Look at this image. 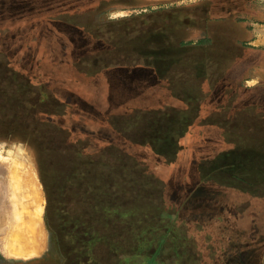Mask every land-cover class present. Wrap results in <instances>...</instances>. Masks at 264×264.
<instances>
[{
	"label": "rangeland",
	"instance_id": "1",
	"mask_svg": "<svg viewBox=\"0 0 264 264\" xmlns=\"http://www.w3.org/2000/svg\"><path fill=\"white\" fill-rule=\"evenodd\" d=\"M39 86L50 105L29 108ZM79 92L85 108L64 103ZM32 130L82 154L92 248L64 192L81 166L67 156L44 169L61 247L46 227ZM114 163L129 214L117 235L97 213ZM28 177L41 249L21 256L10 237ZM0 219V264H142L155 251L158 264H264V0H0Z\"/></svg>",
	"mask_w": 264,
	"mask_h": 264
},
{
	"label": "trees",
	"instance_id": "2",
	"mask_svg": "<svg viewBox=\"0 0 264 264\" xmlns=\"http://www.w3.org/2000/svg\"><path fill=\"white\" fill-rule=\"evenodd\" d=\"M76 1V0H75ZM76 3L73 5L75 7ZM90 6V5H89ZM88 5L82 4L81 6L77 5L76 9L80 12L84 8H91ZM92 6V5H91ZM28 77L30 78V75L23 76L21 81L17 80H12L10 84H8V87L11 88L12 93L8 94L11 97V94H20V91L23 90V88H26V84L29 83ZM42 86H39L38 88L31 89L32 93L27 96V101L30 103V107L36 108L37 106H46L50 99L51 96L45 92ZM63 101L65 104L68 106H72L75 108H85L88 104H90L91 100L88 97H82V94L79 92L78 95L73 93V96L71 98H68L67 96H63ZM50 105V103H49ZM30 131L26 134L27 138L25 140V144H27L36 159V164H37V169H38V174H39V179L40 182L43 186L45 198H46V208H45V224L46 227L51 231V233L56 237L57 242L59 247L60 245V233L59 230L56 229V226L53 223L54 217L58 218L60 210H61V205L57 204V200L54 199L53 195L54 192H52V189H49L47 186L46 180L44 178V169L46 166V162L49 161L50 159H60L62 156H67L66 163H74L77 161L81 166L79 165L80 169H76L75 174L69 175V177L66 178L68 180V185L67 189L64 192L67 193H75L74 195V201L72 202V212L71 214L77 219L84 220V225L82 229H79L78 233L84 237L82 240L81 244L82 247L84 248L83 250H87L88 248H92L93 245H95V239L93 238L94 230L91 228V226L88 225L87 220H90L92 217V214L90 209H92V206L95 205L96 203L94 202L93 196L96 194L92 193H87L88 189L85 186V178L82 179L84 173H83V167L86 164L84 161L82 154L80 153H75L73 149V143H68L67 140L65 139H42L44 136L41 135L40 131ZM57 130L55 128L51 129L50 131H46V136H53L54 134H57ZM37 134V135H35ZM49 134V135H47ZM12 136V135H9ZM76 162V163H77ZM77 163V164H78ZM114 163L113 166H106L105 172L106 175L108 176L109 179L112 181H108V186L111 187L110 192H106V194H100L97 196V198H102V196L106 197L108 201H105L106 205H103L104 209L102 208L101 211L97 210V213L100 214V216L103 219L110 220L113 222L114 225L117 226L116 230V235L119 231H122L124 228V221L127 220L129 217V214L127 213V207L123 203V197L122 194L124 193V184L121 182V178L119 175L120 170H118V166L116 167ZM49 165V164H48ZM119 165V164H118ZM99 174H102L99 172ZM104 176V175H103ZM232 180L238 181L240 183H243L240 178H238L235 175L231 176ZM70 180V181H69ZM83 187V188H82ZM87 189V190H84ZM109 191V190H108ZM87 194H86V193ZM89 194V195H88ZM97 195V194H96ZM95 195V197H96ZM105 198V199H106ZM75 205V207H74ZM102 205V204H101ZM182 205V204H181ZM179 210L172 211V213H169L168 211H161L159 213L155 214V217L158 216L159 219H174L178 216ZM114 248V246H113ZM86 252V251H84ZM157 256H158V251H155L154 253L144 256V261L142 264H158L157 263ZM129 257H124L122 262L128 261Z\"/></svg>",
	"mask_w": 264,
	"mask_h": 264
},
{
	"label": "bare ground",
	"instance_id": "3",
	"mask_svg": "<svg viewBox=\"0 0 264 264\" xmlns=\"http://www.w3.org/2000/svg\"><path fill=\"white\" fill-rule=\"evenodd\" d=\"M11 172H13V171H11ZM14 174L15 173L12 174L13 177L14 176L16 177V174L15 175ZM29 177H32V176H29ZM13 180H15V179H13ZM16 184L18 185V183H16ZM24 186H25L24 193H23V195H24L23 201L24 202L22 205L19 206V209H22V211L18 212L17 218H15V219H17V221H16L17 227H16L15 232L12 233V235L10 237V241H12L16 245L13 248H11L12 251L15 254L21 255V256L34 254L38 250L41 249V243H40V239H41V233L40 232L41 231H40V226H39L41 213L39 210V203L40 202H39L38 194H37L36 189L34 188V185L32 184V180L30 178H29L28 182L26 184H24ZM19 197H20V195H19ZM17 205H19L18 202H17ZM29 207L30 208L32 207L31 212L29 211L30 209H28ZM1 224H2V222H1Z\"/></svg>",
	"mask_w": 264,
	"mask_h": 264
},
{
	"label": "crops",
	"instance_id": "4",
	"mask_svg": "<svg viewBox=\"0 0 264 264\" xmlns=\"http://www.w3.org/2000/svg\"><path fill=\"white\" fill-rule=\"evenodd\" d=\"M259 22V21H258Z\"/></svg>",
	"mask_w": 264,
	"mask_h": 264
}]
</instances>
